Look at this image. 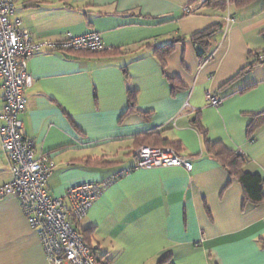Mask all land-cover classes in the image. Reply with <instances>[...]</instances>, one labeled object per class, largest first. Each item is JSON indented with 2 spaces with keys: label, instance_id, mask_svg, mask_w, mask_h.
<instances>
[{
  "label": "crops",
  "instance_id": "obj_1",
  "mask_svg": "<svg viewBox=\"0 0 264 264\" xmlns=\"http://www.w3.org/2000/svg\"><path fill=\"white\" fill-rule=\"evenodd\" d=\"M193 1L13 0L37 41L97 32L105 48L43 52L28 62L23 133L37 156L56 164L47 181L53 197L134 166L143 146L179 142L178 155L193 164L191 172L138 169L101 194L78 225L100 264H158L165 256L171 264H264V202L243 206L241 185L192 127L199 114L207 139L243 154V170L264 181V125L247 136L251 117L264 111V62L234 79L254 61L250 53L264 50V0L185 14ZM228 16L235 22L227 24ZM214 25L222 27L201 60L190 37ZM172 42L170 80L154 48ZM129 91L136 92L132 109ZM207 92L222 104L209 105ZM11 181L0 139V185ZM0 264H49L15 197L0 200Z\"/></svg>",
  "mask_w": 264,
  "mask_h": 264
},
{
  "label": "built area",
  "instance_id": "obj_2",
  "mask_svg": "<svg viewBox=\"0 0 264 264\" xmlns=\"http://www.w3.org/2000/svg\"><path fill=\"white\" fill-rule=\"evenodd\" d=\"M206 0L184 7V13L193 15ZM235 22L228 16L227 24ZM101 35L90 32L68 37L62 41H37L23 30L16 17L13 0H0V89L3 106L0 110V139L12 173V181L0 185V200L17 198L31 227L38 233L49 264H97L92 248L87 245L78 225L87 216L93 203L116 181L138 169L157 167H184L193 170V164L169 148L140 147L134 166L114 173L101 182L85 183L67 190L63 197H53L47 181L56 164L45 154L37 156L32 140L24 136L21 115L27 109L26 93L32 79L28 62L35 55L46 52L104 51ZM257 61L264 62V50ZM209 105L218 107L223 99L210 92Z\"/></svg>",
  "mask_w": 264,
  "mask_h": 264
},
{
  "label": "trees",
  "instance_id": "obj_3",
  "mask_svg": "<svg viewBox=\"0 0 264 264\" xmlns=\"http://www.w3.org/2000/svg\"><path fill=\"white\" fill-rule=\"evenodd\" d=\"M197 2L199 0H194L193 2ZM255 0H206L203 3V6L212 7L221 11H226L229 6L233 5L235 7H244ZM221 25H214L202 32L196 33L190 37V41L195 45L198 51V56L201 60H207L209 58L210 47L213 44V37L215 34L221 29ZM175 43H169L160 47L154 48V53L158 56L159 61L161 63L163 73L168 77L165 70V59L166 57L172 53L174 49ZM76 53H99V52H88V51H74ZM103 52V51H101ZM112 53H122V50H115ZM259 53H250V57H254V61L251 62L248 67L241 70L234 79H237L247 71L252 69L254 66L261 64L263 61H257V56ZM169 78V77H168ZM172 80L171 78H169ZM249 90V89H247ZM129 100V109L135 108L136 103V92L129 91L128 93ZM251 122L247 128V136L251 138L253 134L256 132L258 128L264 125V111L258 114H255L251 117ZM192 127L197 131L200 137L203 139L204 147L207 150L209 156L219 162L227 171L229 172L230 179L237 180L241 185L244 203L243 206L251 204L256 205L264 202V193H263V185L264 181L259 174H252L245 172L243 170L244 164L247 162V158L239 153L234 152L227 149L221 143H211L207 139V131L200 124L199 114H197L195 120L192 122ZM164 146H160L161 148H170L177 154L181 152V146L179 142H165ZM152 147V146H150ZM155 147V146H153ZM82 234V233H81ZM83 236V234H82ZM84 238V236H83ZM85 240V238H84ZM88 244V242L85 240ZM260 244L264 248V237L260 239ZM90 246V245H89ZM93 250V249H92ZM97 264H100L98 260H96ZM158 264H171L169 257L165 256L159 260Z\"/></svg>",
  "mask_w": 264,
  "mask_h": 264
}]
</instances>
